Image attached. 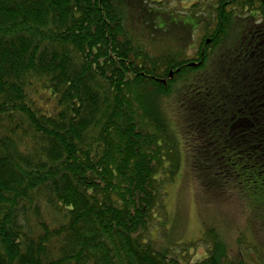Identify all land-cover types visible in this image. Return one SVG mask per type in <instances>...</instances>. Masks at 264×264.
Segmentation results:
<instances>
[{"label": "trees", "instance_id": "obj_1", "mask_svg": "<svg viewBox=\"0 0 264 264\" xmlns=\"http://www.w3.org/2000/svg\"><path fill=\"white\" fill-rule=\"evenodd\" d=\"M151 4L0 0V264H250L149 232L180 166L177 86L207 189L264 192V0L194 1L174 28Z\"/></svg>", "mask_w": 264, "mask_h": 264}, {"label": "rangeland", "instance_id": "obj_2", "mask_svg": "<svg viewBox=\"0 0 264 264\" xmlns=\"http://www.w3.org/2000/svg\"><path fill=\"white\" fill-rule=\"evenodd\" d=\"M144 1L152 2L149 7L161 3L162 6H155L165 13L162 18L174 28L180 22L190 21L185 14L189 12L184 9L191 8L198 0ZM157 18V15L151 16L154 24ZM200 32L196 29L193 34L196 46L200 42ZM192 52L195 51L191 50L188 55ZM179 89L177 86V92ZM177 92L165 98L164 109L168 122L175 128V137H179L176 142L180 166L174 181L164 187L165 211L159 213V222L155 221L156 227L149 232L153 246L160 251L173 250L178 255L184 245H195L187 254L196 261L209 256L216 242L229 259L264 264V192L253 190L254 184L247 188L236 187L226 180L207 189L206 182L194 172L188 138L182 135ZM248 247L252 252H248Z\"/></svg>", "mask_w": 264, "mask_h": 264}, {"label": "water", "instance_id": "obj_3", "mask_svg": "<svg viewBox=\"0 0 264 264\" xmlns=\"http://www.w3.org/2000/svg\"><path fill=\"white\" fill-rule=\"evenodd\" d=\"M170 76L172 77V73L170 74Z\"/></svg>", "mask_w": 264, "mask_h": 264}]
</instances>
